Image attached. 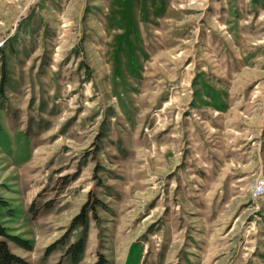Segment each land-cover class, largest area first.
I'll use <instances>...</instances> for the list:
<instances>
[{
	"label": "rangeland",
	"instance_id": "obj_1",
	"mask_svg": "<svg viewBox=\"0 0 264 264\" xmlns=\"http://www.w3.org/2000/svg\"><path fill=\"white\" fill-rule=\"evenodd\" d=\"M2 37L15 253L264 264V0H0Z\"/></svg>",
	"mask_w": 264,
	"mask_h": 264
},
{
	"label": "trees",
	"instance_id": "obj_2",
	"mask_svg": "<svg viewBox=\"0 0 264 264\" xmlns=\"http://www.w3.org/2000/svg\"><path fill=\"white\" fill-rule=\"evenodd\" d=\"M4 88L5 81L3 80L0 86V94L4 92ZM8 203L9 202L0 195V208ZM80 223H85L84 212L80 213L74 218L72 226ZM67 235L68 234H66V236ZM10 241L28 250H31L33 248V244L30 240L24 239L22 236L12 233L8 226L0 222V264H29V262L25 258L18 255L11 249L9 244ZM54 247L55 246L50 245L46 250V254H49L54 249ZM85 250L86 238L81 237L77 241L71 243V245L67 249V255H70L74 262H78L83 256ZM93 264H110V262L105 254L100 253L98 259Z\"/></svg>",
	"mask_w": 264,
	"mask_h": 264
},
{
	"label": "built area",
	"instance_id": "obj_3",
	"mask_svg": "<svg viewBox=\"0 0 264 264\" xmlns=\"http://www.w3.org/2000/svg\"><path fill=\"white\" fill-rule=\"evenodd\" d=\"M3 38H5V37H2L0 40H2ZM262 180H263V177H260L259 178V186L262 184ZM259 188V187H258Z\"/></svg>",
	"mask_w": 264,
	"mask_h": 264
},
{
	"label": "bare ground",
	"instance_id": "obj_4",
	"mask_svg": "<svg viewBox=\"0 0 264 264\" xmlns=\"http://www.w3.org/2000/svg\"><path fill=\"white\" fill-rule=\"evenodd\" d=\"M262 185H260L259 187H261Z\"/></svg>",
	"mask_w": 264,
	"mask_h": 264
}]
</instances>
